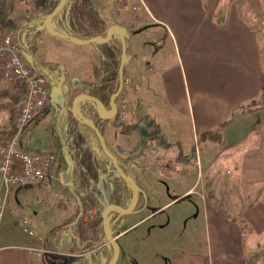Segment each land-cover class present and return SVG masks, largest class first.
<instances>
[{"label": "crops", "instance_id": "crops-1", "mask_svg": "<svg viewBox=\"0 0 264 264\" xmlns=\"http://www.w3.org/2000/svg\"><path fill=\"white\" fill-rule=\"evenodd\" d=\"M143 2L145 7L140 8L144 15L141 25L142 28L148 27L147 29H130L126 22L122 23V26L118 25L123 27L128 51L124 87L116 103L118 108L126 104L129 113L139 116L132 118L127 112L128 119L126 118L124 122L141 121L144 117L140 115L146 111L145 108L166 104L170 116L168 120L171 122L170 133L166 136L167 144L177 149V145L184 142L186 122L194 141L204 139L210 144L203 150V155L202 150H199V153L196 151L195 164L200 168L199 177L202 180L204 179L202 170L213 168L210 164L212 158L207 154L214 144L212 138L221 140L222 153L228 148H238L237 155L240 156L237 181L232 182L227 176L224 184L230 185L225 186L220 194L218 189L223 184L221 174L219 177H207L204 181L202 192L198 195L200 206L193 215L195 218L191 225L193 241L187 246L189 252L186 254L185 221L180 223L181 230H178L182 233L179 237L182 238V242L176 247L177 250L169 264H253L250 249L259 247L264 240V102L246 112L239 108L254 102L264 87L262 51L264 0H143ZM37 5L36 16L42 11L40 5ZM105 6L100 0H75L62 17L66 19L73 12L76 19L71 21L69 19L68 23L63 25L59 23L57 28L60 32L73 37L77 41L73 45L78 49L90 44L82 43L87 41L86 36L90 39L104 40L113 26L106 30L96 29L95 22L92 23L91 20ZM32 19L40 20L37 17ZM80 26L86 28L85 33L80 30ZM19 35L16 39L8 37L13 41H19ZM91 45L93 46H90L87 58H92L90 69L97 68L93 75L96 76L98 83L95 85L86 83L78 87L79 90H88V95L75 91L77 88L74 82L63 73L61 61L38 62L34 57L33 63L26 61L30 68H34L35 63L58 65L56 71L58 83L53 86L50 84L48 89L50 101L40 112L36 120L37 125L34 124L36 121L31 123L21 136L19 150L25 153H51L55 158L44 181L28 189L11 191L0 229V264L45 263L46 255L43 256L39 252L54 253L57 244L47 242H51L52 237L61 232L64 224L73 222L59 218L50 210L45 215L38 216L40 220L48 217L54 220L53 229L47 230L43 236L36 237L12 225L11 234L5 233L7 208L12 205L19 209L22 201L24 204L26 200L32 199L35 193L33 187L48 188V178L54 170H57L60 180L64 174L67 182L65 184L76 198L78 194L82 196L86 193V198L78 197L86 207L84 222H87V212L94 208L91 207L89 199L99 200L100 205L105 208L104 212L115 202V172L110 167L111 161L104 165L103 152L101 150L98 154L100 150L95 139H92L90 144L86 142L80 128L83 125L75 119L72 109L81 96L87 95L98 99L108 112H112L111 98L118 91L120 84L117 70L121 64L122 45L116 36L111 37L107 43ZM78 60L80 68H84V61L77 59V62ZM100 64L101 70L98 69ZM8 85L0 79V91ZM162 93L165 96L164 100L160 96ZM79 105L85 112L88 108L94 113L98 111L97 105L92 102ZM51 108L56 111L54 117H49ZM256 114H260L261 117L255 118ZM231 116H233L231 122L218 132L219 127ZM113 120L107 121L114 129L117 124ZM144 121L143 119V126ZM146 124L152 125L149 120ZM7 125L8 114L1 111L0 130H4ZM103 129L105 132L109 130L105 122L101 123L100 130ZM122 136L125 142L130 144L131 136L128 135V131L123 132ZM110 140H114L111 135ZM147 147L146 152H153L152 144L145 146ZM177 152L179 153L175 160L170 161L169 165L157 161L156 172L144 177H141L136 168L132 171L127 164L128 159H120L138 186L139 197L134 211L141 200L139 186H143L146 194L148 190L145 186L160 183L165 180L163 179L165 176L168 181L170 180L169 171H164V168L170 170V165L179 164L177 161L186 163V158L183 157L186 152L182 151V154L181 151ZM187 173L185 169L183 174ZM193 189L194 187L186 191L183 198L186 199V195L189 197ZM3 193L4 191L0 190V195ZM48 194L51 198V193ZM147 198L148 196L145 200ZM149 199L152 212L138 223L119 230L117 240L126 237L128 231L139 223L147 219L153 220L159 214L169 211L176 201L172 199L158 207V203L163 202L165 198L152 196L151 199L149 196ZM146 203L145 201L143 204V212L147 208ZM130 204L127 203L128 206ZM47 207L51 208V205ZM77 212L78 208L74 216ZM25 213L23 222L30 225L32 222L30 213ZM59 213L63 212L59 210ZM178 217L169 214L166 223L161 227L172 233L170 228L174 225L177 227L181 221ZM117 220H120L119 226L122 225L123 217L120 216ZM10 221L11 219L7 221L8 225ZM85 229L84 226L81 232L85 233ZM51 232L54 234L50 235ZM103 247L105 248V245ZM48 248L51 250H47Z\"/></svg>", "mask_w": 264, "mask_h": 264}, {"label": "rangeland", "instance_id": "rangeland-1", "mask_svg": "<svg viewBox=\"0 0 264 264\" xmlns=\"http://www.w3.org/2000/svg\"><path fill=\"white\" fill-rule=\"evenodd\" d=\"M41 1L42 0H0L1 32L5 33L11 38L16 39L23 28L26 26L27 17H37V4L41 5ZM61 1L62 0H52V3L55 2L53 5H56ZM100 1L103 3V6H106L102 8L99 14L92 17L91 21L92 23L95 22L94 26H96V29L104 28L106 30L109 27L118 26L119 24L120 26H122V23L125 24V22L130 29L148 28H142L143 25H141V22L144 19V15H142V10L140 8L141 6L143 8L145 7L143 0ZM71 7L72 4L68 6L66 10L70 9ZM134 8L136 10H134ZM73 11H75V8H73ZM145 11L147 12L146 9ZM71 14L72 15L70 17L67 16L66 19L62 17V14H59V17H55L53 21H55L58 26L60 24L63 25V23H68L69 19L70 21L76 19L73 15V12H71ZM245 16H247L246 12ZM247 19L250 21V18L247 17ZM37 23L38 21L36 22V24ZM41 25H43V21ZM85 29L86 28H82V26H80V30L84 33L86 32ZM34 43L35 44L32 49V55L34 59L38 62L61 61L63 73L66 74L70 78V80L74 82V86L75 88H77L75 91H77L78 93H85L88 95V90H84V92L83 90H79L78 87L86 83L90 85H95L98 83L96 76L93 75L97 68L90 69L92 58H87V56L89 55L88 50H91L90 46H93L91 45L92 43L86 46H82L80 47L81 49H78L75 47V45H73L75 43L71 42L70 40L51 35L46 28L35 36ZM113 50L116 49L113 48ZM262 51L264 52L263 49ZM96 54L99 53L96 52ZM77 59H82L84 61V68H80L79 60L77 62ZM94 61L96 62V60ZM119 68L120 65L117 70L118 72ZM98 69L101 70V64L100 66H98ZM125 71L126 70L124 67V77L126 76ZM118 72L117 76L119 80ZM75 91L73 92L74 94ZM160 96L164 100L165 96L163 95V93L160 94ZM166 106V104H162L150 109L145 108L146 111H144V113L140 115L144 117V126L142 124L143 119L141 121L135 120V123L121 121L116 125V128L113 129L112 125L107 120H104L109 128L107 132H105L104 129L101 131L106 145L109 147L112 154L116 158L128 159V166L132 169V171H135L134 169L136 168V171L141 174V177H144L145 175L151 173H155L157 168L155 164L157 161L160 163H167V165H169L170 161H174L176 155H178L179 152L177 151H181L180 154L183 153L182 151L186 152L185 154H183V157L186 158V163L177 161L179 162V164L170 165V170L166 168L163 169L164 171H169V181L166 179L167 176H165L166 178L162 177L165 180L161 181L160 183L145 186L148 190L146 191V194L142 189L143 186H139L141 197L140 203L138 204V207L134 212L122 216V225L119 226V230L121 231V229H125L133 225L134 223H138L144 218L145 215L152 212V204L149 196L151 199L152 196H162L163 198H165L163 202L158 203V207L166 204L172 199H176L169 211L159 214V216L153 220L147 219L144 222H141L138 225L134 226L131 230L128 231V235L121 240H117L119 230L116 231L113 229L115 220L119 218L118 213L112 212L110 214V233L119 246V257L117 264H169L172 255L174 254L175 250H177L176 247L179 246V244L182 242V238H179L182 233L178 232V230H181L180 223L182 224V222L186 221V247L191 241H193V239L191 238V225L195 220V218H193V215L195 213V210L200 206L198 195L202 192L204 181H206V178L217 176L219 177L220 174L221 176H223V184L220 185L218 189L219 194L225 186L230 185L229 183L224 184L227 180V176L231 178L232 182L237 181L240 161V156L238 157L237 155L238 148H228L224 153H222L221 140L219 138H217L216 140L212 138L211 141L215 144V146L213 144V147L207 154L210 158H212L210 164L213 165V168L211 170H202L204 174V179L202 180L199 177L200 168L195 164L197 160L196 151L199 153V150H202L203 155V150H205V147L210 144L208 142L206 143V140L204 139H199V141L196 139L194 141L189 134L187 122L185 134L186 138L184 142L179 143L177 145V149L172 148L169 144H167L168 138L166 136L170 133L169 126L171 122L170 120H168L170 119V116L169 112L166 110ZM82 112L85 113V110L83 111V108ZM127 112L128 114L132 115V118H135L137 116L135 113H129V110H127ZM86 113L93 119H95L97 115H99L98 111L94 113L89 108ZM55 115L56 111L51 108L49 117H54ZM260 117V114L255 115V118L257 119ZM126 118L128 119L127 116ZM137 118H139V116H137ZM148 120L150 121V123H152V125L146 124ZM34 124L37 125V121ZM125 131H128V135L131 136L130 144L125 142L124 137L122 136L123 132L125 133ZM110 135L113 137V141L110 140ZM148 144L153 145V152H146L148 150V147L145 148V146H147ZM183 147L186 148L184 149ZM99 150L100 151H98V154L101 152L100 147ZM60 157L61 156H59V159ZM183 164L186 166L184 167ZM185 169L188 172L187 174H183ZM116 175L118 174L116 173ZM65 183L67 182L64 174L63 180L61 182L57 170H54V172L48 178V188L33 187L35 193L32 195V199L26 200L24 204L22 201L19 205V209H16L12 205L8 207L7 215L5 217V233L11 234L10 226L12 225V227L17 228L20 231L25 230L31 235H36V237L43 236L47 230L49 231L53 229L52 226L54 220L51 217H48L45 220H40L38 216L41 217L50 210H52V212H55L56 216L58 215L59 218H62L65 221H72L79 204L77 198L72 193V190L70 192L68 185H66ZM192 187H194L193 193L189 194V197L186 195V199L183 198L184 193ZM49 192L51 193V198H49ZM85 196L86 193H84V195L82 196L78 194V197L80 198H83ZM146 196H148V198L145 200ZM37 199L42 201V205L37 204ZM104 201L101 200V202ZM145 201L148 205L143 212L142 209ZM89 203L92 208L101 207V211L102 213H104L105 208L100 205L99 200L89 199ZM47 205H51V208H48ZM43 206L45 209L42 208ZM29 208L31 209L30 212ZM59 210L63 213H59ZM25 212L30 213L32 219L30 225L28 222V224L26 225L23 222V215L26 214ZM169 214L178 215V219L181 220L177 224V227L176 225H174L170 228L172 233L167 232V228L161 227V225L166 223ZM35 215L38 219H36ZM9 219H11L10 225L7 224V221L9 222ZM163 220L164 222H162ZM52 234H54V232H51L50 235ZM261 244L259 247H256L253 250L250 249V251L252 252L250 254V257H253V264H264V240L261 241ZM104 245L105 248L103 250L107 254L103 252L104 254L101 255L102 264H106L107 261H109L108 254H111L114 250V247L112 245L108 243H105ZM110 246L112 248H110ZM47 250L51 249L48 248ZM188 252L189 250L187 247L186 254H188ZM39 253L43 254V256L47 255V253L41 251ZM46 258L47 256L45 257V263L43 264H49L46 261Z\"/></svg>", "mask_w": 264, "mask_h": 264}, {"label": "built area", "instance_id": "built-area-1", "mask_svg": "<svg viewBox=\"0 0 264 264\" xmlns=\"http://www.w3.org/2000/svg\"><path fill=\"white\" fill-rule=\"evenodd\" d=\"M28 22V29L24 32L21 42L13 41L0 31V79L7 85L16 80L26 83V95L18 110L14 136L10 142L0 143V190L4 191L0 195V229L11 191L28 189L44 181L55 158L51 153H25L19 150L21 136L28 126L38 119L40 112L50 101L48 94L50 84L58 83L49 71L43 70L34 74L26 64V61H32L29 53L34 45V35L42 30V27H37L32 31L34 24L30 19ZM51 25L57 29L53 22ZM86 102L85 98L80 100L76 110L80 116L93 122L94 119L86 112L83 113L79 105ZM126 112L127 106L123 104L120 112L122 120L125 119ZM38 203L42 205V201ZM98 214H102L100 208L91 210L87 219L92 220Z\"/></svg>", "mask_w": 264, "mask_h": 264}, {"label": "trees", "instance_id": "trees-1", "mask_svg": "<svg viewBox=\"0 0 264 264\" xmlns=\"http://www.w3.org/2000/svg\"><path fill=\"white\" fill-rule=\"evenodd\" d=\"M74 1L75 0H68L65 8L60 13V15L61 14L63 15L66 11V8L71 4H73ZM59 4L60 3L53 5L52 0H42L41 5L39 6V8H42V11L37 16V18L40 19L37 20L38 21L37 24L38 25L41 24L45 18L51 15ZM26 28L27 27L25 26L23 30L20 32L19 35L20 38L22 37V34L26 30ZM86 39L89 40L90 37L86 36ZM58 68L59 67L56 64L35 63L34 68H30V70L34 74L41 72L43 70H47L56 78L57 77L56 71ZM25 95H26V83L21 80H16L12 82L6 88L0 91V112L5 111L8 114V125H7L8 127H6L4 130H0L1 144H6L10 142V140L14 136L15 133L14 122H16L18 110ZM263 102H264V87L262 88L260 96L254 102L246 106H241L240 108L242 109V111L246 112L247 110H250L253 107L262 105ZM232 119L233 116H231V118L228 121H226L224 124H222L219 127L218 132L223 130L231 122ZM102 122H104V119L98 115L96 117L95 125L99 129L101 127ZM113 122H115L116 124L120 123L119 111L118 114L115 116ZM80 128L82 130L83 137H85V140L88 144L91 143L92 139H95V141L98 143L100 147V144L93 129L85 125L80 126ZM102 154H103L102 158L104 159L103 160L104 165H108L111 160L104 153ZM117 160L122 172L127 176H130L131 174L129 170L124 166L121 160L118 158ZM110 167L112 171L116 172V169L112 164L110 165ZM114 178H115L114 182L116 187V196L113 205L122 208H127V203L131 202L133 199V191L128 187L127 183L120 178V176L116 175V173L114 174ZM77 201L79 204L78 212L74 216L73 222L64 224L61 232L57 233V235L53 236L51 239L50 243L52 245L56 243L57 248L56 247L54 248V253L52 254L48 253L46 255L47 256L46 261L49 264H102L101 255L104 254L103 252H105L103 250L104 249L103 245L107 243L104 232L103 219L101 217L100 218L98 217L92 222H84L86 207L80 198L77 197ZM118 217L120 218V216ZM119 223L120 220H117L113 227L114 230L116 231L119 230ZM84 226L86 227L85 229L86 232L82 233L81 229ZM58 239H60V241H57ZM110 248L112 247L110 246ZM113 255H114V250L112 251L111 254H108L109 261H107L106 264H110Z\"/></svg>", "mask_w": 264, "mask_h": 264}, {"label": "water", "instance_id": "water-1", "mask_svg": "<svg viewBox=\"0 0 264 264\" xmlns=\"http://www.w3.org/2000/svg\"><path fill=\"white\" fill-rule=\"evenodd\" d=\"M67 2H68V0H62L60 2V4L57 6V8L54 10V12L51 15H49L47 18H45L44 27L48 30V32L51 35L56 36V37H60L63 39H67L73 43H76L77 41L73 37H71L65 33H60L58 31H56L54 28H52V25H51L52 20L55 17H57L63 11ZM113 31H117V33H118V36H119V39H120V42L122 45V58H121V64H120V68H119V80H120L119 88H118V91L111 98L112 112H108V110L105 108V106L98 99L91 97V96H87V95L81 96V98H79L74 103L72 111H73L75 119L80 124L88 126L94 130L96 137L98 139V142L100 144V147L102 149V152L111 160V164L116 169V172L118 173L120 178L123 179L127 183V185L131 188V190L133 191V200H132L130 206H128L127 208H122V207H119L116 205H112L104 212V215H103L104 232H105L107 243L114 247V255H113V258H112L110 264H117L118 257H119V246L117 245L116 240L112 237V234L110 233V228H109L110 226L108 224V216L112 210L116 211L121 216L128 215V214L132 213L134 211V209L136 208V205L138 203V197H139L138 186L131 177L127 176L126 174H124L122 172L117 158L112 154V152L110 151V149L106 145L100 129L94 124V122H91V121L83 118L82 116H80L78 114V111L76 110L78 102L80 100H82L83 98H85L87 101L92 102V103L97 105L98 111L100 112V115L104 120L114 119L115 116L118 114V107L116 105V100L120 96V94L123 90V87H124L123 69H124L125 64H126L127 51H128L126 40H125L122 28L120 26H113L111 28V30L109 31V34H108L106 39L101 40L98 38H92V39H89V40L84 41L82 43H84V44L107 43L110 41Z\"/></svg>", "mask_w": 264, "mask_h": 264}]
</instances>
